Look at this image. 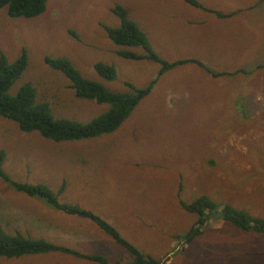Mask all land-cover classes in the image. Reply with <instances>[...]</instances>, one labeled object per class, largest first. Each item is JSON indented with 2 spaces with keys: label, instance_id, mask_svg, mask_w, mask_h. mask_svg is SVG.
I'll return each instance as SVG.
<instances>
[{
  "label": "rangeland",
  "instance_id": "obj_1",
  "mask_svg": "<svg viewBox=\"0 0 264 264\" xmlns=\"http://www.w3.org/2000/svg\"><path fill=\"white\" fill-rule=\"evenodd\" d=\"M149 2L46 0L37 17L13 21L0 12V52L13 60L25 47L21 81H31L36 99L56 117L83 123L107 106L75 98L66 78L43 63L45 56L67 59L82 78L112 92H127L125 83L144 87L156 74L155 63L116 55L143 52L106 38L102 26L118 25L113 5L122 7L160 59L191 58L220 73L213 76L189 63L173 67L116 130L96 138L52 142L0 117L1 169L13 181L52 191L64 183L60 202L91 210L126 243L164 264H264V234L218 218L184 244L195 216L179 204L203 195L219 208L230 205L264 219V0H252L227 20L202 17V10L180 1L181 8L177 0ZM95 63L112 66L115 79L97 76ZM0 226L9 234L18 231L103 256L111 264L130 262L127 251L90 221L47 210L1 180ZM0 264L96 263L46 254L0 258Z\"/></svg>",
  "mask_w": 264,
  "mask_h": 264
},
{
  "label": "trees",
  "instance_id": "obj_2",
  "mask_svg": "<svg viewBox=\"0 0 264 264\" xmlns=\"http://www.w3.org/2000/svg\"><path fill=\"white\" fill-rule=\"evenodd\" d=\"M181 1L193 8L212 13L217 18H227L235 14V12L221 14L205 9L196 0ZM45 2L46 0H0V12L12 21L19 18H33L44 11ZM111 12L117 18L118 25L116 27L102 26L106 38L115 46L140 48L143 52L142 54H136L119 50L116 55L126 60H146L158 65L156 74L144 87L136 88L125 83L128 88L125 93L107 91L100 84L82 78L67 59L45 56L43 57V63L66 78L75 98L107 106L105 111L83 123L68 118L56 117L51 113L46 102L36 99V91L31 81H21L22 73L27 65L25 47L22 46L18 56L13 60H11L12 58L8 60V55L0 52V117L14 122L18 130L23 133L37 132L42 138L52 142H76L96 138L116 130L136 104L149 93L157 79L173 67L189 63L203 71L210 70L199 61L191 58L180 59L171 63L160 59L152 52L144 34L136 27L134 22L129 20L122 7L113 5ZM68 33L74 36L71 31H68ZM92 69L97 76L107 82L115 79V70L110 65L95 63ZM219 74L212 72L213 76ZM16 82L19 85L14 87ZM3 159V151L0 150V180L4 184L28 197L35 198L47 210L72 216V218L79 220L86 219L90 221L111 241L128 252L131 260L126 264L167 263L163 258L153 259L141 254L129 243H126L113 227L93 214L91 210H86L77 204L60 202L59 198L63 192L64 183H61L55 191H52L44 185L20 183L11 180L1 169ZM256 175L257 173L253 172L252 179H255ZM179 204L185 212L195 216L193 224L182 237L184 244H188L198 237L208 221L213 218H218L241 231L264 234V219L250 216L248 213L230 205H222L219 208L206 196H198L189 203L179 201ZM46 254L89 260L96 264H111L103 256L79 253L64 245L54 244L42 238H32L18 231L9 234L0 226V258L17 259L23 256Z\"/></svg>",
  "mask_w": 264,
  "mask_h": 264
},
{
  "label": "crops",
  "instance_id": "obj_3",
  "mask_svg": "<svg viewBox=\"0 0 264 264\" xmlns=\"http://www.w3.org/2000/svg\"><path fill=\"white\" fill-rule=\"evenodd\" d=\"M178 1V3L179 4H181V5H183L181 2V0H177ZM181 1V2H180ZM197 1V3H199L203 8H205V9H208V10H211V11H216V12H219V13H221V14H228V13H232V12H235L236 13V11H241V10H243V9H245V8H247V7H249L251 4H253L254 2H252L251 4H250V2L252 1V0H249V2L248 3H245V4H242V3H240V1L241 0H223V1H218V2H216V3H214L213 5H204V4H202L201 3V1L200 0H196ZM146 2L147 3H149L150 4V2H149V0H146ZM184 3V2H183ZM185 4V3H184ZM220 4H221V6H220ZM187 5V4H186ZM172 7H176L173 3H172V5H171ZM187 6H189V5H187ZM185 6L183 5V7H181V8H184ZM189 7H191V6H189ZM187 8V7H186ZM191 8H193V7H191ZM193 10H198V9H196V8H194ZM208 14H212V13H208V12H205V11H203L202 10V14L200 15V16H202V17H205V16H207ZM234 15V14H233ZM232 17H227V18H216V19H218V20H221V19H223V20H227V19H231ZM202 19V18H201ZM195 21H197V19L195 20ZM197 23H199V21L197 22ZM200 24V23H199ZM202 24H204V23H201V25ZM87 255H92V254H87Z\"/></svg>",
  "mask_w": 264,
  "mask_h": 264
},
{
  "label": "clouds",
  "instance_id": "obj_4",
  "mask_svg": "<svg viewBox=\"0 0 264 264\" xmlns=\"http://www.w3.org/2000/svg\"><path fill=\"white\" fill-rule=\"evenodd\" d=\"M198 10H200V9H198ZM128 253V252H127ZM142 254V253H141ZM144 255V254H143ZM130 256V255H129ZM130 260H131V257H130Z\"/></svg>",
  "mask_w": 264,
  "mask_h": 264
}]
</instances>
